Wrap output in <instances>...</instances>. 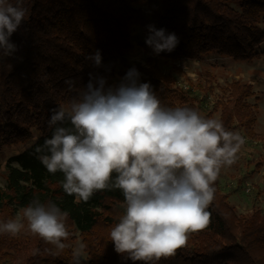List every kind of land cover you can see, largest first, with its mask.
I'll use <instances>...</instances> for the list:
<instances>
[{
    "label": "trees",
    "instance_id": "trees-1",
    "mask_svg": "<svg viewBox=\"0 0 264 264\" xmlns=\"http://www.w3.org/2000/svg\"><path fill=\"white\" fill-rule=\"evenodd\" d=\"M24 7V22L11 37L19 46L16 56L22 59L0 60V149L32 143L6 161L0 223L22 215L33 199L51 201L69 214L70 236L57 253L26 227L15 237L0 234V264H73L68 245L72 232L87 246V264H133L115 252L109 238L124 212L122 192L98 191L88 202H77L63 191V174H50L38 158L35 149L52 136L50 110L78 99L90 74L106 81L114 77L132 48L133 27L145 38L149 25L175 33L178 45L160 54L166 60L198 61L208 54L234 62L259 58L264 0H25ZM97 50L98 67L86 59ZM131 68L140 73V83L151 85L164 106L191 108L205 118L217 115L227 130L240 131L264 151V131L256 130L257 107L249 101L254 96L251 84L237 79L220 85L207 71L193 82L174 67L188 86L184 90L155 58L118 72L120 82ZM214 186L209 226L189 234L186 246L155 264H264V213L254 208L238 215L220 184L216 181Z\"/></svg>",
    "mask_w": 264,
    "mask_h": 264
},
{
    "label": "clouds",
    "instance_id": "clouds-1",
    "mask_svg": "<svg viewBox=\"0 0 264 264\" xmlns=\"http://www.w3.org/2000/svg\"><path fill=\"white\" fill-rule=\"evenodd\" d=\"M25 0H0V60L17 57L11 37L24 22ZM145 43L155 54L171 52L175 33L148 26ZM101 65L97 50L86 57ZM140 73L129 69L121 82L105 87L104 77H91L78 99L51 109V138L35 151L50 174H63V191L88 202L98 191L118 189L124 212L111 228L116 253L133 264H155L186 246L189 234L207 228L215 182L245 144L223 122L202 117L187 107H166ZM68 213L55 203L33 199L22 215L0 223V234L13 237L25 227L58 252L70 236ZM86 244L72 252L73 264L85 259Z\"/></svg>",
    "mask_w": 264,
    "mask_h": 264
},
{
    "label": "rangeland",
    "instance_id": "rangeland-1",
    "mask_svg": "<svg viewBox=\"0 0 264 264\" xmlns=\"http://www.w3.org/2000/svg\"><path fill=\"white\" fill-rule=\"evenodd\" d=\"M261 25L264 27V21ZM129 32L132 48L126 54L125 64L116 68L114 77L106 81V88L115 87L120 83L118 72L125 71L130 66H144L145 61L150 58H155L160 69L164 73L171 74L178 86L184 90H188V86L183 81V77L173 71L174 67L180 69L193 82L205 71L215 74L220 85L238 79L252 85L254 96L249 101L257 107L256 130L264 131V43L259 47L261 53L259 58L251 62H234L214 54H208L198 61L186 58L171 61L161 57L162 52L155 54L153 49L146 45V38L138 27L131 28ZM213 118L217 119V115ZM236 132L244 137L240 131ZM31 143L0 149V187L5 185L7 159L19 154ZM216 181L220 184L222 193L227 196L228 203L238 215L249 214L254 208L264 213V151L261 144L245 138V144L238 152L236 162L230 167L222 168ZM71 236L72 239L68 245L73 250L81 242V238L77 232H72ZM84 255L86 260H83L81 264L88 263L86 253Z\"/></svg>",
    "mask_w": 264,
    "mask_h": 264
}]
</instances>
